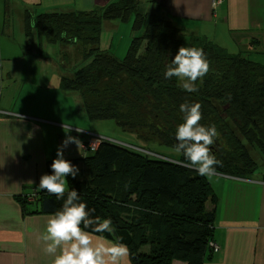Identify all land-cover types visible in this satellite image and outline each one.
I'll list each match as a JSON object with an SVG mask.
<instances>
[{
  "label": "trees",
  "instance_id": "obj_1",
  "mask_svg": "<svg viewBox=\"0 0 264 264\" xmlns=\"http://www.w3.org/2000/svg\"><path fill=\"white\" fill-rule=\"evenodd\" d=\"M141 4V0H115L93 9L27 13L24 32L28 38L35 33L41 42L75 46L79 60L61 66V90L81 96L89 120L113 121L137 140L120 141L84 128L88 133L81 154L64 158L79 169L75 178L66 177L69 190L74 188L80 202L95 210L94 217L111 219L116 236L130 250L131 264H204L216 252L209 246L214 207L207 208L208 201L217 200L214 190L207 177L177 162L183 161L182 156L168 160L150 145L175 147V130L183 122L180 104L199 103L200 124L215 126L219 132L210 146L221 161L215 173L252 177L259 157L264 158V62L255 58L257 50L229 51L205 36L186 32L157 8L143 10ZM106 20L130 23L133 30L141 31L122 58L99 47ZM182 46L203 49L210 64L208 74L196 82L197 92L183 90L175 77H164ZM99 71L118 77L119 83L130 81L134 98L150 103L164 123L149 121L150 134L143 136L133 124L118 118L117 107L110 110L111 103L124 102L122 97L111 96L114 102L108 105L90 101L88 86ZM94 136L100 142L96 148L88 146ZM51 163L47 174L52 172ZM261 174L264 178V171ZM36 187L19 197L24 214L53 215L62 207L63 198L57 200ZM94 235L114 239L108 233Z\"/></svg>",
  "mask_w": 264,
  "mask_h": 264
},
{
  "label": "crops",
  "instance_id": "obj_2",
  "mask_svg": "<svg viewBox=\"0 0 264 264\" xmlns=\"http://www.w3.org/2000/svg\"><path fill=\"white\" fill-rule=\"evenodd\" d=\"M113 1L0 0V264H51L52 257L44 253L39 239L51 214H24L19 197L47 174L48 162L56 158L58 147L67 137L78 142H70L63 149V157L81 154L84 139L79 132L86 128V124L74 127L80 128L79 132L51 128L43 124L51 122L47 107L34 112L18 106L17 100L34 75L56 84L51 76L57 72L60 81L62 72V62L54 63L47 57L53 47L41 42L35 33L26 36L24 17L27 13L93 9ZM141 3L143 10L157 8L186 32L205 36L229 51L257 50L255 58L264 62V0H220L215 7L211 0ZM114 28L118 29V23ZM68 93L62 92L64 97ZM26 111L43 121L25 118ZM217 175L221 177L212 186L217 200L208 201L207 208L214 207L213 242L219 250L212 251L204 264H264L263 175L248 179Z\"/></svg>",
  "mask_w": 264,
  "mask_h": 264
},
{
  "label": "clouds",
  "instance_id": "obj_3",
  "mask_svg": "<svg viewBox=\"0 0 264 264\" xmlns=\"http://www.w3.org/2000/svg\"><path fill=\"white\" fill-rule=\"evenodd\" d=\"M61 36L66 38L67 33L62 32ZM72 39L74 43L77 42L75 37ZM209 70L210 64L203 49L182 46L167 65L164 77H175L183 90L192 93L198 91L196 82L202 81ZM200 109L199 103L180 104L183 122L175 130V139L178 141L175 152L184 158L183 161H177L182 166L211 177L216 171L215 166L221 164L210 148L219 137V132L215 126L200 124ZM70 142L77 144L78 140L67 137L62 142L50 165L51 174L41 175L36 187L37 191H46L57 200L63 198L62 207L50 216L45 231L39 237L44 245L43 251L52 257L51 264H131L130 250L121 242L122 238L116 236L111 219L94 217L92 213L95 210H89L86 203L80 202L74 188L69 190L66 177L75 178L79 172L75 165L63 157V149ZM98 233H108L114 239L94 236Z\"/></svg>",
  "mask_w": 264,
  "mask_h": 264
},
{
  "label": "rangeland",
  "instance_id": "obj_4",
  "mask_svg": "<svg viewBox=\"0 0 264 264\" xmlns=\"http://www.w3.org/2000/svg\"><path fill=\"white\" fill-rule=\"evenodd\" d=\"M109 23L111 22L103 23L104 26L101 28V33L99 35V47L102 50H111L116 54V56L122 58L125 55L132 38L140 34L141 31H135L131 28V26L123 25L122 23H119V21L112 22V24ZM117 23L118 29L114 30V25H116ZM49 45L53 48H51V53L47 55V57L53 58L54 63L62 62V65H64V63L67 62L73 65L76 61L79 60L76 54L75 46L69 44L60 46L57 43L56 45L49 43ZM93 76L97 80H91V83L88 86L89 94H87V98H89L90 101H94V103L100 101L101 103L108 105L109 102H114L111 96L122 97L124 102L121 104L111 103L109 107L112 108L110 110H114V107H117L118 118H122L126 123L133 124L135 127H137L141 135L145 136L150 134V130L147 127L149 126V121L161 125L164 123L160 116H156L158 111L156 109H153L150 103H140L138 99L134 98L133 92H131L130 90L131 82L127 79H124L123 82L119 83L120 80L118 77H113L112 75L104 71H99L93 74ZM51 78L53 80H57V83L53 84L51 83V81L47 82L43 77L41 78L37 74L34 75L33 79L29 83L30 86L27 85V90L23 92L22 97L17 100L18 106L25 108L26 110L27 108L35 109L34 112H40L44 109L43 107H47V110L50 113L49 118L51 122L47 121L43 124L51 128L54 127L57 129L58 127H60L66 130L69 127L70 130L79 132L75 130L74 127H76L77 124H86L85 127L88 130H93L110 138L127 142L137 141L134 136L125 131L119 130L115 126L113 121L89 120L87 118L86 110L83 106V100L81 96L78 95L77 92L73 93L72 91H70L71 93L67 92L69 96L65 95L64 97L62 94V92L64 91L61 90L59 84V74H57V72H54ZM23 114H25L23 115L25 118H28L30 120L43 121L40 120L41 117H38L34 114L31 115L27 113V111ZM142 115L147 117L148 120H144L142 118ZM59 122H62V124ZM127 127L128 126L126 125V128ZM87 133L88 132H85L81 128L79 135L81 136L82 140L85 138ZM56 134H59L57 130ZM150 137L151 139L158 141L155 137H153V135H151ZM97 141L98 140L94 136L90 139L88 146L96 148L100 143ZM82 147L83 143H81L80 148L82 149ZM150 147L155 152L162 155L168 160L177 161L180 158V156L176 154L175 147L173 146L153 143L152 145H150ZM256 153L253 154L258 156V154ZM258 162L259 167L256 168V170L252 173L253 177L260 176V174L264 171V158L259 157ZM219 177L221 176L217 175V173H214L211 177L207 178L211 186H213L215 180Z\"/></svg>",
  "mask_w": 264,
  "mask_h": 264
},
{
  "label": "built area",
  "instance_id": "obj_5",
  "mask_svg": "<svg viewBox=\"0 0 264 264\" xmlns=\"http://www.w3.org/2000/svg\"><path fill=\"white\" fill-rule=\"evenodd\" d=\"M212 1H213V5H215V4H217V3L220 2V0H212ZM97 142H99V140H98ZM209 246H210V247L212 248V250H214V251H218V250H219L218 246H217L214 242H211Z\"/></svg>",
  "mask_w": 264,
  "mask_h": 264
}]
</instances>
